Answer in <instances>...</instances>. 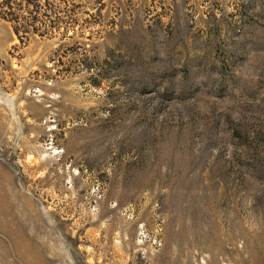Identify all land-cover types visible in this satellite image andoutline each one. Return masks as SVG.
Wrapping results in <instances>:
<instances>
[{"label": "rangeland", "instance_id": "1", "mask_svg": "<svg viewBox=\"0 0 264 264\" xmlns=\"http://www.w3.org/2000/svg\"><path fill=\"white\" fill-rule=\"evenodd\" d=\"M47 1L0 19V264H264V0Z\"/></svg>", "mask_w": 264, "mask_h": 264}, {"label": "trees", "instance_id": "2", "mask_svg": "<svg viewBox=\"0 0 264 264\" xmlns=\"http://www.w3.org/2000/svg\"><path fill=\"white\" fill-rule=\"evenodd\" d=\"M43 7H46V10L54 16L58 14L60 10V7L51 6V3L47 0L44 1L43 4H40L37 0H0V19L12 24L13 33L20 42L23 40L27 41V34L29 33L32 35L38 34V36L43 37L46 35L47 31H39L34 27V24L39 22L38 17L36 16H41V9H43ZM62 9L71 11L68 6L62 7ZM25 13L30 14V19L28 21L25 20ZM42 16L45 18L52 17L51 15H47L45 13H42ZM24 23L29 25L30 28L24 27Z\"/></svg>", "mask_w": 264, "mask_h": 264}]
</instances>
